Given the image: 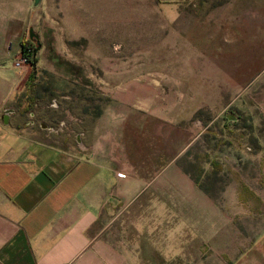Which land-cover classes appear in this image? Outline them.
<instances>
[{
    "label": "rangeland",
    "instance_id": "1",
    "mask_svg": "<svg viewBox=\"0 0 264 264\" xmlns=\"http://www.w3.org/2000/svg\"><path fill=\"white\" fill-rule=\"evenodd\" d=\"M233 2L26 1L16 54L31 27L34 60L24 72L38 97L21 124L79 151L100 142L131 171L145 168L138 201L115 202L98 220L99 238L132 264H252L254 241L264 243V145L238 108L250 104L264 49L246 63L204 44L218 3ZM221 18L234 22L227 9Z\"/></svg>",
    "mask_w": 264,
    "mask_h": 264
},
{
    "label": "crops",
    "instance_id": "2",
    "mask_svg": "<svg viewBox=\"0 0 264 264\" xmlns=\"http://www.w3.org/2000/svg\"><path fill=\"white\" fill-rule=\"evenodd\" d=\"M26 1L0 0L7 9L0 13V264H132L128 253L99 238L98 220L101 210L115 202L130 208L138 201L148 184L145 168L131 171L125 157L119 163L109 151L100 152V142L79 151L50 142L30 123L22 125L25 112L18 102L25 97L29 74L13 65V57L28 25ZM221 5L219 23L210 27L205 46L221 52L230 48L231 58L258 63L264 49V0L226 4L234 14L229 30ZM262 82L264 71L249 83L250 104L238 108L250 121L251 135L264 145ZM251 256L252 264H264L261 237Z\"/></svg>",
    "mask_w": 264,
    "mask_h": 264
},
{
    "label": "trees",
    "instance_id": "3",
    "mask_svg": "<svg viewBox=\"0 0 264 264\" xmlns=\"http://www.w3.org/2000/svg\"><path fill=\"white\" fill-rule=\"evenodd\" d=\"M22 45H23V53H25L28 56L29 62H32L34 60V56H33V49H34L33 39L30 37L29 41L24 43V44H22ZM34 78L35 77H34L33 73H30L28 75L29 81H32ZM29 83H31V82L27 83L26 88H28V86H29L30 89H31V86H30L31 84H29ZM30 89H29L28 93L26 94V96L24 98V101L27 102V104H26V106L23 107V111H22L23 113H24V111L30 110L31 105H33L35 98L38 97V95H36V94L35 95L29 94L31 92ZM22 94L24 95L25 93H22Z\"/></svg>",
    "mask_w": 264,
    "mask_h": 264
},
{
    "label": "built area",
    "instance_id": "4",
    "mask_svg": "<svg viewBox=\"0 0 264 264\" xmlns=\"http://www.w3.org/2000/svg\"><path fill=\"white\" fill-rule=\"evenodd\" d=\"M28 64H29L28 56L25 53H23V51L21 53L16 54L13 57V65L19 68V70L21 71H25Z\"/></svg>",
    "mask_w": 264,
    "mask_h": 264
},
{
    "label": "water",
    "instance_id": "5",
    "mask_svg": "<svg viewBox=\"0 0 264 264\" xmlns=\"http://www.w3.org/2000/svg\"><path fill=\"white\" fill-rule=\"evenodd\" d=\"M37 2H38V0H34V3H37ZM30 36H31V37H32V36L37 37V34H36V33H33L31 27H30ZM33 68H34V64H33ZM8 110H9V109H7V111L5 112V114H7Z\"/></svg>",
    "mask_w": 264,
    "mask_h": 264
},
{
    "label": "flooded vegetation",
    "instance_id": "6",
    "mask_svg": "<svg viewBox=\"0 0 264 264\" xmlns=\"http://www.w3.org/2000/svg\"><path fill=\"white\" fill-rule=\"evenodd\" d=\"M32 38H34V36H32Z\"/></svg>",
    "mask_w": 264,
    "mask_h": 264
}]
</instances>
